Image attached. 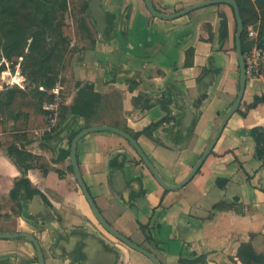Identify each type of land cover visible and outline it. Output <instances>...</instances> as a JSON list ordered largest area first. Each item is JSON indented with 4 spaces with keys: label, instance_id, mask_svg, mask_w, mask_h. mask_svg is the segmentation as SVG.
<instances>
[{
    "label": "crops",
    "instance_id": "crops-1",
    "mask_svg": "<svg viewBox=\"0 0 264 264\" xmlns=\"http://www.w3.org/2000/svg\"><path fill=\"white\" fill-rule=\"evenodd\" d=\"M202 1L151 0L166 14ZM100 6L107 22L105 37L87 8L79 10L78 51L63 73V105L70 106L78 89L89 83L100 95L120 93L125 125L132 132H141L169 111L168 122L136 140L165 182L176 184L196 163L237 94L238 63L226 46L232 35L231 8L209 5L163 20L150 15L144 0H100ZM219 11L227 17L224 40L218 36ZM190 48L193 63L186 67ZM209 73L206 97L198 102L200 81ZM261 93L263 85L246 82L239 106L245 114L231 116L200 169L175 191L157 183L120 135L99 131L82 137L76 147L80 175L105 220L162 264H241L236 253L245 242L264 254V159L254 156L249 135L254 127L264 129V103L246 109ZM178 99L194 113L186 135L179 125L183 113ZM68 121V134L55 140ZM84 127L81 117L68 115L53 131L34 130L25 150L44 157L62 175L28 169L25 177L43 197L38 202L33 201L36 195L27 199L21 187L18 199L1 207L23 177L6 152L5 134L32 131L33 117L26 126L22 120L5 124L0 134V233L34 235L45 264H153L97 222L74 178L69 154L59 158L61 150L69 151L71 133ZM5 263L38 264L33 244L25 238L0 239V264Z\"/></svg>",
    "mask_w": 264,
    "mask_h": 264
},
{
    "label": "trees",
    "instance_id": "trees-1",
    "mask_svg": "<svg viewBox=\"0 0 264 264\" xmlns=\"http://www.w3.org/2000/svg\"><path fill=\"white\" fill-rule=\"evenodd\" d=\"M235 1L244 25V32L241 36L243 54L252 44L246 39V24L249 20H255L260 16L258 10L261 15L263 14L261 27L258 30L259 45L264 47V0ZM87 3L88 0H0V30L3 32L2 46L5 48L7 56H24L29 62H27L29 67L40 69L34 70L37 75L34 89L28 91L17 87H5V90L0 91V134L4 133V126L8 121L22 120L23 126H26L27 121L33 117L32 131L18 129L5 134L6 152L22 170L23 177L14 183L9 194V200L5 201L1 207L9 205L11 200H17L21 187H25L27 199L37 194L42 196L39 190L31 187L29 180L25 177L28 169L37 168L43 173L55 170L60 176L62 175V172L51 166L44 157L27 152L24 145L33 140L34 130L44 129L48 126L43 105L53 101L54 95L50 91L56 84L59 83L63 86L65 82L58 71L49 64V60L54 52L56 54L64 48L60 71L66 70L74 54V48L70 46V42L78 37L79 9L86 8ZM68 12L71 18L70 23L66 22ZM218 17V36L220 40H224L228 35L227 17L221 11L218 12ZM235 31L236 24L234 34ZM232 38L235 50L234 35ZM25 45H27V53L23 54ZM192 59L193 49L190 48L185 53L186 67L192 65ZM2 70L3 66H0V72ZM32 73H34L33 70H29V77ZM60 95L62 98L64 97L63 90L60 91ZM205 97V95H201L197 101L201 102ZM261 103H264V93L255 95L251 103L246 105V109L254 108ZM236 112L245 114L239 108ZM168 113L169 111L165 117L151 123L141 132H132L125 125L120 93L112 91L106 95H100L94 92L92 84L85 83L78 89L73 103L70 106L63 105L61 107L59 125L65 123L68 115H74L83 119L85 127L109 125L127 132L136 139L140 134H148L159 125L168 122L170 120ZM75 134V131L72 132L70 139ZM249 135L254 142V156L257 159H264V129L254 127L249 130ZM1 146L2 144H0ZM68 154V150H61L59 158H65ZM18 205L19 210L13 209L16 215L19 214L21 208L19 203ZM216 207H221V205H216ZM141 228L144 229L142 226ZM236 257L241 264H264V254L257 252L250 242L241 243L238 246ZM203 260L204 256L197 259L200 262Z\"/></svg>",
    "mask_w": 264,
    "mask_h": 264
},
{
    "label": "water",
    "instance_id": "water-1",
    "mask_svg": "<svg viewBox=\"0 0 264 264\" xmlns=\"http://www.w3.org/2000/svg\"><path fill=\"white\" fill-rule=\"evenodd\" d=\"M144 4L146 6V9L148 10V12L150 13L152 17H157L163 20L177 19L179 17L189 14L190 12L194 10H197L205 6L225 4V5H228L232 9L235 24H236V31L234 34V46H235V55H236V59L238 63V69H239L237 94L234 100L232 101V103L230 104V106L228 107L227 111L221 118L212 138L210 139L209 143L203 150L202 154L200 155L196 163L193 165L189 173L180 182L173 184V185L165 182V180L159 175L157 170L154 168L153 164L151 163L147 155L144 153V151L138 144L137 140L133 138L130 134H128L127 132L119 128L112 127L109 125H93L89 127H84L80 129L72 137L70 141L68 158H69V162L72 168V172L91 210L93 217L109 234L114 236L116 239L120 240L121 242H123L124 244L132 248L133 250H136L137 252L149 258L153 262V264H162L161 261L153 253L140 247L138 244L134 243L129 238L125 237L123 234L115 230L102 216L93 198L91 197L87 187L85 186V183L83 182L81 178L79 167L77 164V158H76L77 143L82 137L92 132L110 131V132L116 133L130 143V145L134 148L135 152L137 153L138 157L140 158L144 166L149 170L150 174L154 177L157 183L161 187H163L165 190L175 191L183 187L184 185H186L193 178V176L197 173V171L200 169L205 159L211 154V151L214 148L217 140L219 139L225 125L227 124L231 116L234 113H236L243 99V95H244L245 88H246V82H247L245 64H244V59H243V52L241 48V36L243 33L244 25H243V21L240 15L239 7L235 0H205L202 2L195 3L191 6H188L182 10H179L171 14H166V13H163L157 10L152 4L151 0H144ZM86 8L89 12L91 19L93 20L95 24L97 31L102 36L105 37L107 35V22L104 17V12L102 11V8L100 6V0H88ZM211 78H212V75L209 73L206 76H204L202 80L200 81L199 88H200L201 95L204 94L205 87L210 82ZM176 101L178 102L181 108V111L183 113V117L181 118L179 125L182 126V128L184 129V135H186L192 125V122L194 119V113L191 111L190 107L186 106L183 103V101H181L180 99ZM75 117L78 118V116H75ZM70 125H71V122L68 121L65 124L64 128L60 131V133L56 135L55 140L57 139L59 140L60 138L65 137V135L68 134ZM39 199H40V195H36L35 197H33V201L35 202H38L37 200ZM43 208L45 210H48L47 207H45L44 205H41V210ZM13 238H25L28 241H30L35 248L38 264H45L42 249L40 247L38 240L35 238L34 235H32L29 232L0 233V239H13ZM5 264H9V263H5ZM87 264H104V263H96L94 261L92 263L91 261V262H87ZM106 264H112V263L108 262Z\"/></svg>",
    "mask_w": 264,
    "mask_h": 264
},
{
    "label": "built area",
    "instance_id": "built-area-1",
    "mask_svg": "<svg viewBox=\"0 0 264 264\" xmlns=\"http://www.w3.org/2000/svg\"><path fill=\"white\" fill-rule=\"evenodd\" d=\"M246 39L252 42L250 48L243 54L247 81H260L264 86V47L259 45L258 32L252 26L246 28ZM0 80L6 87L24 89V78L18 70L12 73L8 68L3 69L0 72ZM2 86L0 85L1 89ZM62 88L57 83L50 91L54 95L53 101L43 105L45 119L48 122V126L44 129H48V131L56 129L60 122L61 107L63 106V98L60 95ZM39 89H42V87H39Z\"/></svg>",
    "mask_w": 264,
    "mask_h": 264
},
{
    "label": "rangeland",
    "instance_id": "rangeland-1",
    "mask_svg": "<svg viewBox=\"0 0 264 264\" xmlns=\"http://www.w3.org/2000/svg\"><path fill=\"white\" fill-rule=\"evenodd\" d=\"M80 1V0H79ZM80 10V9H79ZM229 13V18L231 21V29H232V35L230 37V40L228 42V44H226V46H229V50L232 52V54H235V50L233 48V40L232 37L234 35V27H235V23H234V17L232 16V11L231 9L228 10ZM258 13L260 16H258L255 20H249L248 23L246 24V28L248 26H252L253 29H255L257 32L259 30V28L261 27V16H263V14L261 15V13L258 10ZM66 22L70 23L71 22V18L69 15V12L66 14ZM244 32V30H243ZM246 33V32H245ZM3 32L0 30V66H3V69H7L10 70L12 73H14L16 70L19 71L20 75L24 78V82H23V86L25 90H32L36 87L35 84V78H36V71L34 70H40V69H36V68H31L29 67V62L24 58V56L22 57H18L15 55H12L10 57L7 56L5 48L2 46L3 45ZM29 43V40H28ZM70 46H72L74 48V53L78 51V46H77V41L73 40L72 42H70ZM64 48L62 51H58V53L55 54V52L52 54V57L49 60V64L52 65L54 67L55 70L58 71L59 75L61 77H63V73L66 71H60V66L62 63V57H63V52H64ZM27 53V45H25L24 49H23V54ZM28 62V63H27ZM71 60L68 64V66L70 65ZM67 69V68H66ZM29 70H33L34 73H32V75L29 77ZM234 75H235V80L238 83V77H239V69L238 66L236 67V70H234ZM250 82V81H247ZM256 84H261L260 81L256 82V81H252ZM0 85H3L2 89L0 87V91L5 90L6 85H4L1 80H0ZM262 85V84H261ZM238 86V85H237ZM236 86V87H237ZM16 88V87H15ZM65 93V91H64ZM263 94V93H261ZM116 230V229H115ZM119 232V231H118Z\"/></svg>",
    "mask_w": 264,
    "mask_h": 264
}]
</instances>
